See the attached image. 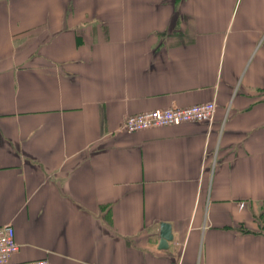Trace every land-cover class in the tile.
<instances>
[{
	"label": "crops",
	"instance_id": "0c3cea01",
	"mask_svg": "<svg viewBox=\"0 0 264 264\" xmlns=\"http://www.w3.org/2000/svg\"><path fill=\"white\" fill-rule=\"evenodd\" d=\"M6 225L12 263L264 264V0H0Z\"/></svg>",
	"mask_w": 264,
	"mask_h": 264
},
{
	"label": "built area",
	"instance_id": "2783aa9c",
	"mask_svg": "<svg viewBox=\"0 0 264 264\" xmlns=\"http://www.w3.org/2000/svg\"><path fill=\"white\" fill-rule=\"evenodd\" d=\"M216 111L215 102L194 105L189 108H169L128 116L123 125V132L132 134L152 128L180 126L187 123L211 124ZM19 246L11 225L0 227V264H49L46 260L26 263H12V256Z\"/></svg>",
	"mask_w": 264,
	"mask_h": 264
},
{
	"label": "water",
	"instance_id": "95a60500",
	"mask_svg": "<svg viewBox=\"0 0 264 264\" xmlns=\"http://www.w3.org/2000/svg\"><path fill=\"white\" fill-rule=\"evenodd\" d=\"M173 240L172 227L169 224H160V240L158 250H166Z\"/></svg>",
	"mask_w": 264,
	"mask_h": 264
}]
</instances>
